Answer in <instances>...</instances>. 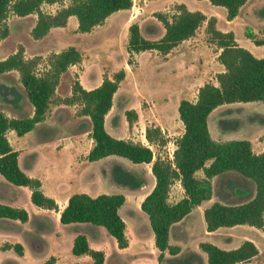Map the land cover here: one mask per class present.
<instances>
[{
	"label": "trees",
	"instance_id": "trees-1",
	"mask_svg": "<svg viewBox=\"0 0 264 264\" xmlns=\"http://www.w3.org/2000/svg\"><path fill=\"white\" fill-rule=\"evenodd\" d=\"M0 0V41L10 34L8 18L10 14L27 16L37 14V21L31 33L35 39L43 38L52 27H64L72 15L78 18V30L89 32L96 25L102 24L112 13L121 9H130L133 0ZM227 9V19H234L247 0H209ZM60 3L55 13L43 10L44 4ZM164 24L165 33L160 39H148L141 33L138 23L129 27L127 50L130 53L128 63L134 64L133 56L141 51L156 49L163 54L169 53L182 41L194 36L207 21L208 41L221 48L218 56L224 64L225 71L217 74V82H207L199 88L195 101L182 99L179 103V118L184 124V132L176 138L173 159L158 155L151 146L163 147L168 137L158 125L146 127L145 137L149 145L130 139L117 138L106 129L105 118L113 105V97L126 71L120 69L111 76L105 75L100 85L86 89L79 80L72 84V92L59 96L57 87L61 76L68 68L81 62L83 55L74 45L52 53L43 68L41 55L28 57L25 47L19 44L17 50L0 60V75L16 70L27 96L34 107L28 117H11L0 109V173L15 185H26L31 189L32 202L42 208L57 209L54 198L47 196L39 178L28 175L19 164V151L14 149L7 136L9 130H15L21 136L31 131L46 118L52 105H76L77 115L88 116L91 120V135L94 145L88 159L96 161L110 155L123 156L134 163H152L151 170L156 183L153 190L142 202V209L149 215L155 234V243L160 249L159 260H164L165 252L175 255L180 247L170 244L169 232L173 223L181 220L195 206L212 197V177L228 170H235L255 181L256 193L247 201L238 204L215 202L205 209V220L208 231L220 227L249 224L264 230V149L254 152L248 139L227 141L212 138L208 127V116L217 106L235 101H261L264 103V57L255 56L250 50L241 46L233 31H222L217 28V18L207 17L200 10H191L184 3L177 5L172 15L155 12ZM256 44H264V39L257 38L254 32L247 33ZM3 98L14 100L19 95L13 88L3 86ZM127 121L132 124L138 115L134 109L126 111ZM210 161V162H209ZM203 170L204 177L196 173ZM115 178L119 183L138 186V178L122 167L115 168ZM180 181L186 196L172 203L169 200L171 186ZM125 202L123 194L102 193L92 196L85 192L71 195L61 212L62 223L82 222L104 226L114 236L120 247L129 244L127 225L119 213ZM0 217L18 219L25 222L29 219L28 211L0 203ZM18 252L20 244L14 245ZM202 250L208 255V264H237L248 262L259 254V249L251 240H245L233 249H223L211 242H202ZM72 252L76 255L87 254L91 263L105 264V253L90 247L84 234L74 239ZM54 262L51 257L45 263ZM53 264V263H52Z\"/></svg>",
	"mask_w": 264,
	"mask_h": 264
},
{
	"label": "crops",
	"instance_id": "crops-1",
	"mask_svg": "<svg viewBox=\"0 0 264 264\" xmlns=\"http://www.w3.org/2000/svg\"><path fill=\"white\" fill-rule=\"evenodd\" d=\"M248 2L249 0L240 8L239 14L234 19L228 20L226 18L227 20L225 21L223 30L219 28L220 19L218 15L205 14L208 18L211 16L217 18L216 25L218 29L222 31H233L237 42L241 46L250 50L257 57H264V44H256L252 38L247 36H245L246 38L244 39L238 38L232 27ZM184 4L188 7L186 3ZM132 10L133 7L130 9L118 10L109 15L102 24L96 25L89 31V33H94L96 35V39H93L94 42L104 44L110 41V31L116 33L121 27L125 26L128 29L132 23H138L141 33L143 34L139 15L143 14L144 11H142L141 6H138V14L136 15L132 13ZM32 15L35 14H30L28 16ZM74 16L75 15L69 17L67 25H69ZM117 16H119L120 19H115ZM32 19L35 24L37 16H34ZM74 24L75 27L78 25L77 20ZM67 25L62 28L67 27ZM53 29H55V27H52L48 34L42 39L47 37ZM153 29L155 28L150 27V33L153 32ZM252 32L257 35L259 30L258 32L253 30ZM197 33L198 31L194 36L179 43L167 54L152 49L156 51V56L148 60L147 68L150 70V74L154 72L156 75L155 79L157 85H155V87H149V81L143 70L141 60V55L149 50L135 53L134 65L128 63L130 53L127 50L125 63L122 65V69L126 71V77L114 94L113 105L105 118L106 129L111 135L117 138L129 139L122 135L123 133L118 125V120L121 113L123 114L126 113L127 110L134 109L138 118L132 124L127 121L125 130L129 131L130 136H132V134L135 133V128L138 125L142 126L144 129V134H142L143 138L138 140L131 137L130 140L149 145L145 137L147 126L151 124L158 125L162 128L163 132L166 133L165 123L160 117L162 109L171 105L174 106L176 110L182 99L195 101L198 97L199 88L205 83L213 82L218 84L216 78L217 74L225 71L224 64L218 59L221 48L208 41L207 33H204L203 38L198 37ZM143 36L145 35L143 34ZM146 38L152 39L149 37ZM128 40L129 36L127 35L126 44H128ZM76 47L80 48L78 45H76ZM125 48L127 49V45H125ZM34 55L36 54L31 53L30 57ZM75 65L76 64L72 66ZM88 69L89 68H68V70L62 74L60 84L65 74H69L70 76L76 74V79L79 80L86 89L97 87L101 84L107 68H90L95 72L93 75L87 73ZM118 69L121 68H114L108 71V75L111 76L112 73ZM127 83L130 84L123 90L124 85ZM69 84L71 91L72 85L70 81ZM130 91L133 93L131 94ZM59 107L62 106H58V108ZM33 112L34 107L31 108L29 116H31ZM110 114H113L112 120L114 122L113 128L111 129L108 127V117ZM11 117H16V115ZM48 117L49 110L47 111L46 118L41 122L47 124L48 128L44 129L46 131H44V134L54 137V143L43 144V142V145L38 146L37 149H31L26 143H22L23 145L20 144V139L31 133L33 129L21 136H19L15 130H9L7 136L13 148L19 151V164L21 168L24 153L25 156L30 155L26 158V163L31 173L28 174L23 168L22 169L28 175L39 178L42 183L41 188L43 192L47 196L54 198L58 204L57 209L37 206L42 213L40 219H38L39 222L47 225L49 217L51 216L57 223L55 235L49 238L53 246L52 251L49 253V258H54L53 264H84L92 262L90 255H76L72 252L74 239L78 234L86 235L91 248L102 250L105 253V264H181L180 259L183 258L186 264H208V255L200 247L202 242H211L223 249H233L240 246L245 240L253 241L259 249V254L248 262H240L237 264H264L260 243L249 233L252 229H259L264 235L263 229L256 228L249 224L220 227L215 231H208L207 229L204 216L205 209L215 202H220L215 194L216 183L219 182L221 184L224 182L228 184L231 182L230 179L233 178L239 182L244 183L245 181L244 184H246L249 180L244 178L239 172L228 170L212 177V197L203 201L200 205L195 206L181 220L173 223L170 227V244L179 246L180 252L173 255L169 251H166L164 260L160 261L158 258L160 249L155 243V234L150 223L149 215L142 209L143 200L153 190L156 183L155 176L151 170L152 163H140L150 167V173H152V175L147 174L146 178L138 176L134 169L129 170L124 168L138 178L140 185H125L115 180L119 183L117 186L118 193H107L101 189L100 175L96 176L93 171L95 161H90L88 159V154L94 145L91 129L85 131L83 126L79 123L75 126L74 130L63 132L61 128V133L57 134L54 128L55 126L48 121ZM80 119L79 117L78 120ZM82 119L90 120L88 116H83ZM39 123L36 126H38ZM208 127L212 138L215 140L227 141L232 139H248L252 143L254 152L260 153L264 149V106L260 101H235L221 104L210 112L208 116ZM184 130L180 136L183 134ZM61 140L63 143H60ZM151 147L153 148L154 146ZM34 157L40 160L38 164H41L42 168V173L37 176L32 173L35 166L38 165ZM105 158L107 157L102 159ZM196 175L199 178H203V170L197 171ZM227 184H225V186H227ZM8 186L9 185H5L4 189H8V193H10ZM75 186H77V189H74ZM78 192H85L92 196H97L102 193L123 194L125 196V202L119 208V213L127 225L126 233L129 239L128 246L120 247L117 239L109 234L106 228V230L102 228L104 226L82 222L62 223L60 221L61 212L67 205L69 198L71 195ZM255 193L256 189L252 192L250 188L240 185L239 183L235 188V195L238 199H243L240 201H233V203L230 204H238L247 201L251 199ZM29 195L31 198V189H29ZM185 196L186 192L181 183L179 181L175 182L170 189V202L175 203ZM223 204L227 203L223 202ZM28 214L30 219V212H28ZM10 219L11 218L0 217V224L9 226L12 220L20 221L18 219ZM29 219L25 222H29ZM197 223L204 228L200 233L196 228ZM76 226H78V229L75 231ZM71 228H73V230H71ZM221 229H228L229 233L223 235L221 238L218 237L214 239L211 237L213 235H220L219 231ZM8 238L7 231L1 230L0 228V252L6 253L7 251L9 255L13 252V257L10 258L13 261H17L18 264H42L47 260L45 257L37 258L23 239L18 238L11 240ZM15 244L21 245V252L15 249ZM32 244H34L35 248H39V246L42 245L41 240L35 238H33Z\"/></svg>",
	"mask_w": 264,
	"mask_h": 264
},
{
	"label": "rangeland",
	"instance_id": "rangeland-1",
	"mask_svg": "<svg viewBox=\"0 0 264 264\" xmlns=\"http://www.w3.org/2000/svg\"><path fill=\"white\" fill-rule=\"evenodd\" d=\"M68 3V0L64 2L65 5ZM180 3H186L191 10H201L208 15H218L220 19L219 28L222 30L224 29L225 21L227 20L226 7L223 5L213 4L209 0H133L132 13H135V15L138 14L137 8L138 6H141L142 11L144 12L143 14L139 15V21L142 25L143 34L146 37L152 39H159L163 35L165 28L164 24L155 15V12H164L172 15L176 10L177 5ZM61 7L62 5L60 3L44 4L43 10L55 13ZM34 16L36 17L37 14L32 16H19L13 13L10 14L8 18L10 34L7 38L0 41V60L8 54L16 51L19 44H23L25 47L26 56L28 55V57H30V54L34 53L36 55L40 54L43 57V62L40 65V67L43 68L52 53L59 52L71 45H78L80 47V51L82 52L83 58L81 62L77 63L75 66H70L69 68H89L87 70V73H91L92 75L95 72L90 68H107L105 75H108V71H111L114 68H123L122 65L125 63V55L127 52V49L125 48V45H127L126 38L127 35L130 36L129 28L127 29L126 26L121 27L116 33L110 31V41L104 44H99L95 43L93 40L96 39V35L94 33L81 32L78 30V25L75 27L74 23L76 20L78 22V18L77 16H74L67 27H55V29H53V31H51V33L44 39H35L31 33V30L35 25L32 19L34 18ZM115 19H120V17L117 16L115 17ZM150 27L155 28L153 29L152 33H150ZM232 27L237 37L240 39L246 38L245 36H247V33L253 30H256L257 32L259 30L256 35L257 38L264 39V0H249ZM206 28L207 21L198 29L197 36L203 38L204 33H207ZM155 56V50H149L141 55L143 70L146 74L147 80L149 81V87H155V85H157L155 79L156 75L154 74V72H151L150 74V70L147 68L148 60ZM133 60L135 63V56H133ZM69 76V74H65L62 83L58 85L56 92L59 96L64 97L72 92V90L70 91L69 81L72 85L73 82L77 79L76 74L70 77ZM128 84L130 83L124 85L123 90L124 88H127ZM3 86L13 88L19 95V98L17 100H14L13 96L9 95V100L4 99ZM130 93L132 94L133 92L130 91ZM261 104H263L264 106L263 102H261ZM58 106L62 107L58 108ZM32 107L33 105L27 96L24 86L21 83L19 72L15 70L6 74H1L0 109H2L9 116L16 115V117H28L30 115L29 113ZM78 108L79 107L76 105L64 104L52 105L50 107L48 121L55 126L54 128L56 129L57 134L61 133V128L63 132L74 130L75 126L79 123L83 126L85 131L91 129V120L82 119L83 116L81 117L80 115H77ZM79 117L81 118L80 120H78ZM112 117L113 114H110L108 117L109 129L113 128L114 125ZM160 117L165 123V134L167 135L169 141L166 146L153 147L155 151L154 159H156V157L160 155L162 157H168L172 160L173 156L171 154L176 148V138H178L184 130V125L179 118L178 108L175 110L174 106L169 105L168 107L162 109L160 112ZM118 121V125L123 133L122 135H124L125 138L130 139L132 137L138 140L143 138L142 134H144V129L140 125L135 128V133H133L132 136H130L129 131L125 130L127 126L126 113H121ZM47 128L48 126L45 122L39 123V125L36 126L33 131H31V133L20 139V144L26 143L29 147H31V149H37L38 146H41L43 144L54 143V137L44 134L46 132L44 129ZM60 143H63L62 140ZM29 156L30 155L25 156L24 153L22 157V168L28 174L31 173V170H28L30 168H28L26 163V158H28ZM34 159H36V164H38L40 160L37 157H34ZM93 166L95 175H100L101 189H103V191L107 193H118L117 186L119 185V183L115 181L116 167L127 168L129 170L134 169L138 176L144 178H146L147 174L152 175V173H150V167H148V165L134 163L130 159L118 155H111L105 159L97 160L94 162ZM32 173L36 176L40 175V173H42L41 164L35 166ZM244 178L249 180L246 184H244L245 181L243 183L233 178L230 179L231 182H229L228 184L224 182L220 184L219 182H217L215 185V194L219 201L222 203L224 202L230 204L233 203V201L242 200L243 198L238 199L235 195V188L239 183L240 185H244L245 187L250 188L253 192L256 189L255 181L249 177L244 176ZM225 184H227V186H225ZM5 185H9L8 188L10 190V193L5 192ZM29 189V186L26 185H15L10 183L6 179V177L0 173V202L12 206L24 207L28 210V212H30L29 222L14 221L10 219L12 221H10L9 226L0 224V228L1 230L7 231V235L9 236L8 239H23L26 242L28 248L34 252V255H36L37 258H47V260L42 263L45 264L48 261V258L50 256L49 253L53 248L52 242L49 238L50 236L55 235L57 223L51 216L49 217V222L47 225L39 222L38 219H40L42 213L37 205L32 202L29 195ZM74 189H77V186H75ZM102 228L106 230L105 227ZM196 228L199 233L204 230V228L201 227V225L198 223ZM77 229L78 226L75 227V231ZM71 230H73V228H71ZM227 233H229L228 229H221L219 231L220 235H213L211 237H213L214 239L218 237L221 238ZM249 233L252 237H255L259 241L262 250V257H264L263 233L259 231V229H252V231H250ZM33 238L41 240L42 245L39 246V248H35L34 244H32ZM13 254L14 253L12 252V254L9 255L7 251L6 253L0 252V264H18L17 261H13L10 258L13 257ZM52 263L53 261L47 264ZM180 263L186 264L184 258L180 259Z\"/></svg>",
	"mask_w": 264,
	"mask_h": 264
},
{
	"label": "water",
	"instance_id": "water-1",
	"mask_svg": "<svg viewBox=\"0 0 264 264\" xmlns=\"http://www.w3.org/2000/svg\"><path fill=\"white\" fill-rule=\"evenodd\" d=\"M4 190H5V192H6V193H8V192H9V191H8V189H4Z\"/></svg>",
	"mask_w": 264,
	"mask_h": 264
},
{
	"label": "built area",
	"instance_id": "built-area-1",
	"mask_svg": "<svg viewBox=\"0 0 264 264\" xmlns=\"http://www.w3.org/2000/svg\"><path fill=\"white\" fill-rule=\"evenodd\" d=\"M173 153H174V150H173ZM173 153L171 154L173 156Z\"/></svg>",
	"mask_w": 264,
	"mask_h": 264
}]
</instances>
